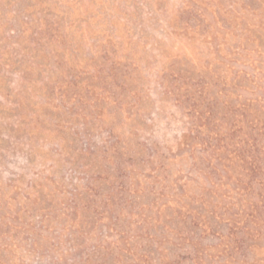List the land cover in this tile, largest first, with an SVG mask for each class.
Here are the masks:
<instances>
[{
    "label": "rangeland",
    "instance_id": "rangeland-1",
    "mask_svg": "<svg viewBox=\"0 0 264 264\" xmlns=\"http://www.w3.org/2000/svg\"><path fill=\"white\" fill-rule=\"evenodd\" d=\"M0 244L264 264V0H0Z\"/></svg>",
    "mask_w": 264,
    "mask_h": 264
},
{
    "label": "trees",
    "instance_id": "trees-1",
    "mask_svg": "<svg viewBox=\"0 0 264 264\" xmlns=\"http://www.w3.org/2000/svg\"><path fill=\"white\" fill-rule=\"evenodd\" d=\"M91 190V192L92 191H94V188H92V189H90ZM75 196H76V194H75ZM80 205H79V203H78V201L77 200H75V201H73V204H72V206H71V214H78V211H79V207ZM85 207H87V206H85ZM2 244H0V252H1V250H4V247H5V249L6 250H8V251H11V249L9 248V246H4L3 248H1L2 246H1ZM8 247V248H7ZM89 256H87L86 257V260H89V258H88ZM3 261V259H2V257H1V253H0V264H2L1 262ZM4 264V263H3Z\"/></svg>",
    "mask_w": 264,
    "mask_h": 264
}]
</instances>
